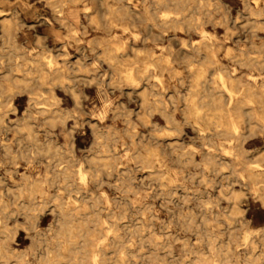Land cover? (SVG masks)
<instances>
[{
    "label": "clouds",
    "instance_id": "obj_1",
    "mask_svg": "<svg viewBox=\"0 0 264 264\" xmlns=\"http://www.w3.org/2000/svg\"><path fill=\"white\" fill-rule=\"evenodd\" d=\"M173 168L179 254L113 222ZM256 213L264 0H0V264H264Z\"/></svg>",
    "mask_w": 264,
    "mask_h": 264
},
{
    "label": "rangeland",
    "instance_id": "obj_2",
    "mask_svg": "<svg viewBox=\"0 0 264 264\" xmlns=\"http://www.w3.org/2000/svg\"><path fill=\"white\" fill-rule=\"evenodd\" d=\"M222 34V30H219ZM62 95V93L60 94ZM156 120L160 121L161 124H163V121L160 119V117H156ZM69 127H71V122L69 123ZM90 135V133H89ZM80 138H78L79 140ZM82 142V141H81ZM125 155H127L125 153ZM199 159V158H197ZM23 171V167L20 169ZM149 173L147 171L137 173L136 179L141 180L144 179L146 176H148ZM164 179L169 180V192L172 190V185H179L181 183V179L178 176L176 170L170 169V171L166 174ZM191 187L190 185L188 186ZM168 191H161V199H155L154 194L151 192H144L143 196H137L133 200V207L129 208V216L125 217L122 222H118L120 229L123 231L121 232V235H124L126 231L124 230L123 223L125 220H135L137 216H140L143 218L144 222L148 225L149 221H151V225L155 232V238L157 241H159L162 238V232H167L169 234V239H172L173 237L177 236L178 242L176 245V253L179 254V248L182 246V241L184 239V233L180 231L179 224L177 223V217L179 216V210L182 209V206L180 203L177 202V198L180 197L183 193V189L176 188V196L173 197L171 200H166L163 194L169 193ZM192 198H194V194H191ZM139 201V203H137ZM171 201V203H169ZM142 207L143 208V214L136 215L134 208ZM163 206V207H162ZM149 207V208H148ZM255 208V206H254ZM183 214H187L189 212L188 209L182 210ZM257 219H264V213H256ZM22 222V221H21ZM113 222L116 223V218H113ZM11 226V225H10ZM41 227H43V224H41ZM23 235V234H22ZM108 240H111L108 239ZM107 240V241H108ZM193 242L195 243V238H192ZM106 241V243H107ZM17 242H19V237L17 238ZM130 246L136 247V240L135 236L133 235L132 239L129 241ZM153 249L149 248L147 251L141 250L143 253H147L149 255ZM111 254V253H110ZM122 254V253H121ZM124 254V253H123ZM163 255V254H161ZM126 257V255L124 254ZM149 264H154L151 261H149ZM157 264V263H156Z\"/></svg>",
    "mask_w": 264,
    "mask_h": 264
},
{
    "label": "bare ground",
    "instance_id": "obj_3",
    "mask_svg": "<svg viewBox=\"0 0 264 264\" xmlns=\"http://www.w3.org/2000/svg\"><path fill=\"white\" fill-rule=\"evenodd\" d=\"M171 191L172 190H170V192L169 193H166V194H163L164 195V197H165V199L166 200H171L172 198H173V196L171 195ZM194 196V198H196V196H195V194L193 195ZM186 198V197H185ZM149 208V207H148ZM191 209V206H189V208H188V210H190ZM182 210H184L183 208L182 209H180L179 210V215L181 214V212H182ZM134 211H135V213H136V215H138V214H143V208L142 207H137V206H135V208H134ZM188 214V213H187ZM186 214V215H187ZM127 216H129V211H128V215ZM126 216V217H127ZM113 218H115V217H113ZM125 218V217H124ZM123 218V219H124ZM116 223H117V226L119 227V223L116 221ZM123 225H124V230L126 231V233L129 231V230H131V229H137V230H139V231H144L145 229H144V227L143 226H146L147 224L144 222V220H143V218L142 217H140V216H137V218L135 219V220H125V222L123 223ZM103 228L105 229V231H104V236H105V240H101V241H99L98 242V245H103V244H105L106 243V241L108 240V239H112V233H113V231H114V229H113V227H112V225L109 223V221H108V219L105 217L104 218V220H103ZM146 235H147V233H145ZM175 238H179V237H177V236H175ZM129 243V242H128ZM113 247H115V248H118L119 247V244L117 243V242H113ZM129 247L133 250V251H136V247H134L133 245L132 246H130L129 245ZM122 253V254H121ZM125 255H127L126 254V252L125 251H123V250H121L120 252H119V256H120V264H127V259H126V257L124 256V254ZM141 253L143 254V255H147V253H143L142 251H141ZM151 255H152V260H151V262L152 263H154V264H158V261H159V257H157L156 255H155V250L153 249L152 251H151V253H150ZM134 264H139V257H137V260L136 261H134Z\"/></svg>",
    "mask_w": 264,
    "mask_h": 264
}]
</instances>
